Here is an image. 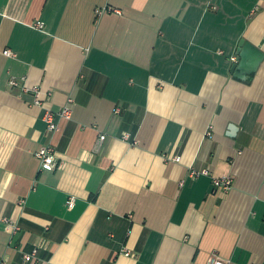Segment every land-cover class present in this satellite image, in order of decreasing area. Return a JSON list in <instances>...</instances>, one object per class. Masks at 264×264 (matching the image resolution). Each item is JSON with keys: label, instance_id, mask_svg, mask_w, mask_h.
Returning <instances> with one entry per match:
<instances>
[{"label": "crops", "instance_id": "obj_1", "mask_svg": "<svg viewBox=\"0 0 264 264\" xmlns=\"http://www.w3.org/2000/svg\"><path fill=\"white\" fill-rule=\"evenodd\" d=\"M213 255L264 264V0H0V262Z\"/></svg>", "mask_w": 264, "mask_h": 264}, {"label": "built area", "instance_id": "obj_2", "mask_svg": "<svg viewBox=\"0 0 264 264\" xmlns=\"http://www.w3.org/2000/svg\"><path fill=\"white\" fill-rule=\"evenodd\" d=\"M118 13H120L119 11H117ZM36 28L37 29H43L44 28V24L42 22H38L36 24ZM4 54L6 56L12 57L14 56V54L11 51H5ZM12 87H18L19 86V82L16 79H12L10 82ZM27 90V89H26ZM29 91V90H27ZM31 92H33L34 97H35V105L37 106H42L43 105V101H42V95L43 92L40 89H32ZM71 103L72 101H69V104L66 105L63 109H61V111L59 112H54L50 109H47L45 111L43 120L45 121V123L48 126V130L50 133H56L60 130V125L57 122V118L59 119H63V120H67L70 121L72 119L73 116V110L71 109ZM107 136L106 135H102L100 138V143L104 142L106 140ZM122 139L124 141H129L131 142V135L130 134H124L122 136ZM134 144H136V142H134ZM100 146V145H99ZM98 146V147H99ZM37 157L41 162V169L44 171H53L57 168L58 165V160H57V156H56V150L52 145H48L43 147L38 153H37ZM176 161H180V158L176 159ZM210 172L208 170H203V171H196L193 170L191 172V178L192 179H198L202 176H209ZM213 183L214 186L218 189L221 190H229L232 187L233 181L230 177H225V178H221V179H213ZM75 202H76V198L75 197H71L68 201V207L70 209H74L75 207ZM6 225L8 226V232L12 235L17 234V232L19 231V227L17 225H14L11 221L9 220H5ZM38 251L35 250L33 253L31 254H26L25 255V260L27 262H32L36 256H37ZM0 264H7V262L5 260L1 261ZM208 264H227L225 263L223 260H221L219 257H217L216 255H213L212 257H210Z\"/></svg>", "mask_w": 264, "mask_h": 264}, {"label": "water", "instance_id": "obj_3", "mask_svg": "<svg viewBox=\"0 0 264 264\" xmlns=\"http://www.w3.org/2000/svg\"><path fill=\"white\" fill-rule=\"evenodd\" d=\"M248 48V45L246 43V41H241L239 48H238V56H240V59H244L245 55H246V49ZM238 65H235L233 70H237L238 69Z\"/></svg>", "mask_w": 264, "mask_h": 264}]
</instances>
